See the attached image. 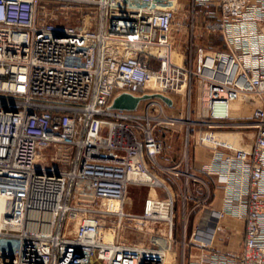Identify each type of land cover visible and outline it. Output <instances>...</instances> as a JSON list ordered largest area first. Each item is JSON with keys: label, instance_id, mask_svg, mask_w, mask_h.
I'll use <instances>...</instances> for the list:
<instances>
[{"label": "built area", "instance_id": "built-area-1", "mask_svg": "<svg viewBox=\"0 0 264 264\" xmlns=\"http://www.w3.org/2000/svg\"><path fill=\"white\" fill-rule=\"evenodd\" d=\"M168 2L0 0V264H176L179 215L186 238L202 205L193 238L227 217L243 226L241 249L211 264H264V0H192L225 46L201 50L192 71L176 63L185 54H172L177 16ZM152 59L164 60L159 71ZM170 66L197 76L206 93L190 122L197 135L234 128L229 104L239 98L250 109L240 127L252 130L250 144L214 151L201 170L208 181L162 164L158 131L176 122L166 104L111 109L123 93L151 94L150 74ZM156 182L160 194L144 213L127 212L130 189ZM116 216L118 229H108ZM132 221L168 245L123 242Z\"/></svg>", "mask_w": 264, "mask_h": 264}, {"label": "rangeland", "instance_id": "rangeland-1", "mask_svg": "<svg viewBox=\"0 0 264 264\" xmlns=\"http://www.w3.org/2000/svg\"><path fill=\"white\" fill-rule=\"evenodd\" d=\"M170 1V0H169ZM174 7L176 8V22L175 30L173 31L172 38L175 50L178 55L185 54V59L180 57L176 63L182 64L186 69L191 70L196 67V60L199 58L201 50H211L212 48L224 49V43L217 33H208L204 26V17L198 16L192 7V0H174ZM78 19L72 21L76 23ZM177 55V56H178ZM163 59H152V70H160L163 66ZM185 75V74H184ZM162 77V78H160ZM154 83L156 87L152 85L154 79L150 85L154 87L151 91V95L161 94L166 98L172 100V105L168 106L163 100L159 98L150 99L159 101L166 104L165 114L168 118L175 119V124L170 125L164 123L158 131L159 138L165 144V150L161 156L162 164L165 166H171L176 163L181 164L182 171H186L189 168L190 173L198 176L204 181H208L209 177L201 170L209 164L213 152L221 150L222 152H228L235 147H246L250 144L252 138L251 129L240 128L243 122L249 121L250 109L246 108L245 102H242V111L239 116L233 117L234 128L223 130H203L202 142H198L196 133L199 130L193 129L191 121H198V116L202 114V108L204 105V98L206 99V93L203 88L200 87L199 79L197 76L186 77V83L188 80L189 85L186 86L182 79V74L178 73L174 75V80L171 78L160 76ZM160 84L162 86H157ZM146 101L142 102L138 112L142 113L145 110ZM214 134V135H212ZM188 147V150L187 148ZM188 152V156L185 153ZM185 180L183 177L180 181ZM147 185L142 187H133L130 189L129 199L125 209L127 212L137 215L144 213V206H137L138 210L133 211L134 201L141 203L143 196L146 198L149 188ZM150 187V186H149ZM149 189V190H148ZM194 193H197L195 187H192ZM202 189V187H201ZM193 193V194H194ZM160 194V192L158 193ZM205 196L201 193L199 197ZM135 198V200H134ZM207 204V203H206ZM178 205L181 206V196H178ZM221 206V205H220ZM203 205L198 208L197 211L192 213L188 218V235L183 238L180 234V222L181 214L179 215L180 222L177 220L176 236L177 248L172 253V259H175L176 264H211L212 258L217 255L227 256L233 251H239L242 245V233L243 226L241 222L234 220L233 218H225L221 220L219 226L214 229H218L213 243L207 244L206 248H201L195 238H193L192 231L197 221L199 222L202 217L204 218L202 210ZM178 218V219H179ZM138 219V217H136ZM119 218L113 217L107 221V228L111 230H117L120 225ZM127 229L121 233L122 241L128 244H133L142 247H148L153 250H157L160 247L168 245V238L158 235L154 232V229L150 224L142 226L136 222L128 223Z\"/></svg>", "mask_w": 264, "mask_h": 264}, {"label": "bare ground", "instance_id": "bare-ground-1", "mask_svg": "<svg viewBox=\"0 0 264 264\" xmlns=\"http://www.w3.org/2000/svg\"><path fill=\"white\" fill-rule=\"evenodd\" d=\"M174 3H175V1L174 0H170L168 3H166L165 4V8H172L173 6H174ZM150 48L149 47H144V50H146V51H148ZM177 51L175 50V48L172 50V54L173 55H177ZM172 67V68H171ZM178 73H181L182 74V79H183V81H184V85H185V91H186V86H188L189 85V83H188V80H187V83H186V77H188L189 75L187 74V72H185L184 70H182V69H180V68H178L177 66H170V67H167V68H162V70H161V72H159V74L157 73V75H159V77L160 76H165V77H169V78H171L172 79V81H175L174 80V75H176V74H178ZM186 75V77H185V75ZM156 75V73H151L150 74V83H152V81H153V79H154V82L152 83V85L154 86V87H156V85L154 84L156 81H157V79H158V77H156L157 76ZM175 82H177V81H175ZM157 86H160V84H157ZM162 86H160L159 88H161ZM244 100H243V98H239V99H237V100H235V101H233V102H231L230 104H229V113L232 115V116H239L240 114H241V111H242V102H243ZM212 135H214V134H212ZM202 137H203V135L201 134V135H199V137H198V142L199 143H201L202 142ZM232 148H234V149H238V148H242V147H235V146H233ZM144 179H145V181L148 183L149 182V180H150V178L149 177H143ZM159 185H163V184H161L160 182L158 183V182H156V184L155 185H153L154 186V188H151V187H149V185H147L148 187L147 188H151L150 190H149V192H148V195H147V197L145 198L144 196H143V199H142V201H141V203H137V200H135V198H134V207H133V211H137L138 210V208H137V206L139 205V207L140 206H144L145 205V203H146V200L148 199V198H152V197H155V196H157L158 195V190H159ZM129 194L131 195V193H128V196H129ZM0 207H2V206H0ZM114 207H117V205L116 204H114ZM134 215H137L136 213H134ZM170 226H169V224L167 225V230H168V228H169ZM204 233L202 232H200L199 233V236H197L196 237V239H197V241H199L200 243H202V244H209V243H211V241H212V238H213V234H214V231L216 230V229H214L212 226H210L209 225V223H207V224H205V227H204ZM155 252V251H154ZM155 254V253H154Z\"/></svg>", "mask_w": 264, "mask_h": 264}, {"label": "water", "instance_id": "water-1", "mask_svg": "<svg viewBox=\"0 0 264 264\" xmlns=\"http://www.w3.org/2000/svg\"><path fill=\"white\" fill-rule=\"evenodd\" d=\"M155 98H159L163 100L168 106L172 105V100L170 98L164 97L161 94H156V95L147 94L142 97H135L133 95L123 93L114 99L111 109L122 110V111H136L142 101L155 99Z\"/></svg>", "mask_w": 264, "mask_h": 264}]
</instances>
